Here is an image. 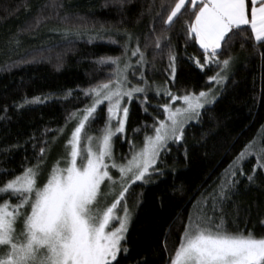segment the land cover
<instances>
[{"label":"trees","instance_id":"16d2710c","mask_svg":"<svg viewBox=\"0 0 264 264\" xmlns=\"http://www.w3.org/2000/svg\"><path fill=\"white\" fill-rule=\"evenodd\" d=\"M160 5L161 0H0V184L34 164L40 147L47 149L45 160L56 130L70 122L66 124L70 113L88 103L81 90L109 77L112 68L98 64L97 59L130 55L120 46L125 31L139 37L150 62L144 69L150 83L161 87L167 83L178 94L213 86L207 77L217 69L201 70L189 59L202 50L181 34L183 20L190 19V13L166 33L176 55L174 81L169 76L168 50L154 55L152 29L157 35L164 29L156 19ZM101 24L106 31H99ZM243 27L247 39L237 37L230 53H225L236 59L227 81L216 86L214 102L185 126L182 140L169 142L168 151L162 152L156 167L163 175L154 174L147 184L134 183L126 194L133 216L128 252L118 254L119 264H169L189 213L196 211L194 205L216 189L225 169L247 143L254 139L264 143V43L255 42L248 26ZM111 39L120 43L112 44ZM68 90L71 96H66ZM33 97L41 100L23 104ZM143 99L141 94L129 102L125 133L114 138L118 161L129 153V141L139 146L145 133H152L144 125H152L156 116L164 117L156 107L168 102L162 92L159 96L149 92L141 104ZM98 114L90 129L86 125L88 133H99L103 127L105 105L98 108ZM45 140L50 143L44 144ZM255 165L254 157L242 161L244 175L237 173L239 183L223 205L225 224L231 231L264 233V169L256 168L252 182L246 179Z\"/></svg>","mask_w":264,"mask_h":264},{"label":"snow or ice","instance_id":"6c2138e0","mask_svg":"<svg viewBox=\"0 0 264 264\" xmlns=\"http://www.w3.org/2000/svg\"><path fill=\"white\" fill-rule=\"evenodd\" d=\"M189 13L191 18L183 20L181 34L186 41L198 43L203 63L194 56L189 59L201 70L217 69L207 77L213 86L178 94L167 83L163 87L150 84L144 75L150 62L141 50L139 37L125 31L124 43L120 46L125 54L131 51L132 56L137 57L136 64L128 58L122 62L120 56L105 55L97 59L98 64L108 65L112 71L106 80L81 90L88 103L67 117L66 124L80 113L65 141L66 155L54 162L46 180L42 182L40 177L47 149L40 147L34 164L0 184V197H3L0 199V264H119L118 254L128 252L126 241L133 208L126 194L131 186L136 182L149 183L154 174L163 175L156 167L162 152L168 151L169 142L183 139L185 126L200 118L201 110L214 102L216 86L227 81L236 57L225 53H230L237 37L247 39L243 26H248L255 42L264 43V0H161L156 19L164 29L159 35L152 29L153 52L157 55L168 50L169 76L173 81L176 55L171 37L166 33ZM99 31H106L103 24ZM68 34L66 31L65 35ZM133 41L135 47L130 48ZM109 42L120 43L115 39ZM147 47L146 41L144 48ZM137 69L140 82L133 84L129 75L135 77ZM150 89L157 96L162 92L168 98L167 103L156 105L164 119L156 116L152 125H144L151 127L152 133H145L139 148L129 141V153L118 161L113 143L117 134L125 133L129 116L125 98L130 102L133 96L139 99L142 94L144 99L140 102L143 104ZM71 95L72 90H68L66 96ZM40 100L33 97L31 101L25 99L23 104ZM102 105H105L106 118L103 127L98 129L100 134L93 136L86 131V125L91 128ZM56 131L63 133L64 129ZM55 139L53 137L52 142ZM49 143L44 141V144ZM253 157L256 165L252 174L246 176L249 182L254 180L257 167L264 169V143L256 139L247 143L229 164L216 189L203 197L198 206L194 205L196 211L189 213L169 264H264V233L231 231L223 215V205L239 183L237 173L244 175L242 161ZM112 170L118 175L113 176ZM3 174L7 175V170ZM108 195L113 198L102 207L101 201ZM209 211L213 215H209ZM217 212L219 216L214 215Z\"/></svg>","mask_w":264,"mask_h":264},{"label":"rangeland","instance_id":"374dc122","mask_svg":"<svg viewBox=\"0 0 264 264\" xmlns=\"http://www.w3.org/2000/svg\"><path fill=\"white\" fill-rule=\"evenodd\" d=\"M59 31H63V33H65V31H68V30H65V29L62 30V29H60ZM127 58L131 60V62H132L133 65H135V63H134L135 62V60H134L135 57L132 56L131 51H130V55ZM121 60H122V62L124 61V59H121ZM129 79H130V81L133 84L139 83L140 82V79H139V71L137 72V74H136L135 77H133L130 74L129 75ZM150 84H152V83H150ZM154 85H157V84H154ZM152 91L153 90L150 89L148 91V93L149 92H152ZM216 96H217V94H216ZM134 97L135 96H133V98ZM124 103H127V107H129V102H127V98H125ZM79 115H80V113L78 112L77 113V117L75 119L71 120L66 126L63 127V129H64L63 133H58V135L56 136L55 141L51 145V148L48 149L49 154L45 158L44 163L42 165L43 174L40 177V179H41L42 182L46 180L47 175H48V171L52 167V165L54 164V162H56L59 158L64 157L66 155L65 141L70 137V133H71L72 129L74 128V126L76 124V120L79 118ZM162 119H164V117ZM125 127H126V124H125ZM89 134H91L93 136H98L100 133H89ZM142 144L139 145V146H137V148H139L140 146H142ZM113 153L115 155L114 147H113ZM115 157H116V155H115ZM116 159H117V157H116ZM112 175L113 176H117L118 175V172L116 170H112ZM103 187L104 186L102 185V188ZM117 191H119L118 188H117ZM112 198H113L112 195H108L107 198H106V200L101 201V206L103 207L105 203H110L111 200H112Z\"/></svg>","mask_w":264,"mask_h":264},{"label":"crops","instance_id":"0c3cea01","mask_svg":"<svg viewBox=\"0 0 264 264\" xmlns=\"http://www.w3.org/2000/svg\"><path fill=\"white\" fill-rule=\"evenodd\" d=\"M195 57L199 58L201 60V62L203 63V56H202V54H196Z\"/></svg>","mask_w":264,"mask_h":264}]
</instances>
